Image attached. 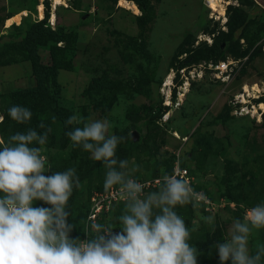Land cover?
<instances>
[{
    "label": "rangeland",
    "instance_id": "obj_1",
    "mask_svg": "<svg viewBox=\"0 0 264 264\" xmlns=\"http://www.w3.org/2000/svg\"><path fill=\"white\" fill-rule=\"evenodd\" d=\"M126 1L139 3L145 17L117 0H65L60 6L54 2L48 22L50 0H0V46L21 59L0 66V139L29 128L42 134L41 122L51 128L45 145L32 146L41 148L46 170L76 169L80 185L73 188L65 211L66 224L74 225L70 237L80 238L86 198L104 185L106 168L73 146L66 133L107 119L110 134L129 138L121 143L124 155L115 166L124 180L168 174L175 160L189 171V185L203 199L175 211L189 229L197 264H219L217 244L230 238L233 221L264 203V0H226L219 18L217 0ZM43 3L47 19L34 25L43 18ZM22 18L20 27L9 28ZM219 42L229 46L224 73L209 69L212 59L175 70L177 61ZM54 59L68 62L70 69L56 70L52 111L41 73ZM13 105L30 109L31 120L13 121L7 112ZM243 108L253 115H238ZM72 115L82 122L66 125ZM121 160L128 161L127 168L119 167ZM123 210L114 208L97 223L119 231L116 218ZM209 215L212 224L200 219ZM95 235L89 231V239ZM260 245L264 228L250 235V254Z\"/></svg>",
    "mask_w": 264,
    "mask_h": 264
},
{
    "label": "clouds",
    "instance_id": "obj_2",
    "mask_svg": "<svg viewBox=\"0 0 264 264\" xmlns=\"http://www.w3.org/2000/svg\"><path fill=\"white\" fill-rule=\"evenodd\" d=\"M7 112L19 124L32 118L31 110L19 105ZM3 120L0 115V123ZM81 122L78 115H72L65 124ZM38 127L44 129L42 134L29 128L9 135L6 141L0 139V264H197V250L188 243L189 229L175 208L203 199L202 194L173 174L163 177L159 191L141 198L144 185L131 178L124 182V173L115 170L116 149L124 137L109 133L107 119L83 123L66 135L73 146L103 162L106 191L119 185L127 192L123 214L116 218L119 231L111 224L93 223L94 238L70 237L74 225L66 224L65 208L80 180L75 168L52 172L49 166L46 170L41 148L32 145H45L51 128L43 122ZM119 167L127 168L128 161H119ZM200 219L214 223L212 215ZM262 228L264 203L248 208L242 220L233 221L230 238L217 244L219 264H260L264 245L251 255L249 237Z\"/></svg>",
    "mask_w": 264,
    "mask_h": 264
},
{
    "label": "trees",
    "instance_id": "obj_3",
    "mask_svg": "<svg viewBox=\"0 0 264 264\" xmlns=\"http://www.w3.org/2000/svg\"><path fill=\"white\" fill-rule=\"evenodd\" d=\"M56 1L57 0H50V4H49L50 5V12H49V20H48V22L49 21H53V19L51 18V15H52V13H53V11L55 9L54 2H56ZM117 1L119 2V1H122V0H117ZM135 5H136V8L141 12V18H144L145 15H146L145 9H143L139 5V3H137V2H135ZM43 7H44V10H45L44 14H43V18L41 20H37V22H35L34 25H40V24H42L43 21H45L47 19L48 13L46 11V9H47L46 3H43ZM22 20H23V18L21 19L19 24H13V25L9 26V28L10 27L11 28L20 27L21 24H22ZM212 42H214V41H212ZM214 46H215V48H213V49L211 48V46L210 47L202 46L199 50L193 51L190 54V56L184 58L181 61H177L178 64H177V68L175 70L178 71V69H182L185 66H189L191 64H195L198 61H207V60H210V59H212V62H213L214 65H216V64H218L220 62H224L225 59H226V52L229 49L228 48L229 46L227 44H225V43L222 44V42L216 43V45L214 44ZM175 57H174V60H176ZM20 61H21L20 58H16V57L12 56L11 54H9V52L7 50V46L5 44L0 46V66L8 64V63H11V62L17 63V62H20ZM36 69H37L36 62H33V71L35 72ZM58 69L68 70V69H70V64L68 62L62 63V62L56 61L54 59V60H52L51 66L50 67H45V69L41 73V74H45V76L47 78L45 80V83H43V86L46 88L47 94L50 93L51 97L48 96L47 99L49 100V107H50V109L52 111L56 110V107L54 105V100H53L52 97H54L56 95V93H57V86L55 85V82H54V76L56 75V70H58ZM32 91H34V89H29L27 91V93H31ZM263 101H264V99H263ZM0 109H1V107H0ZM123 137H124V140L121 143H125V142L129 141V138L127 136H123ZM121 143L118 144L117 149H116L117 161L120 160L122 158V156L124 155V151L122 150ZM183 168H185V167H183ZM156 175L157 174L155 173L151 177H154ZM103 186H101L100 188H98L95 191H100ZM88 196L86 198L85 205L83 207V211H82V215H81V217L83 219V222H84V218H85V209L87 208ZM121 206L124 207V205H119V206H116L115 208H119V207L121 208ZM80 229L82 230V225L80 226Z\"/></svg>",
    "mask_w": 264,
    "mask_h": 264
},
{
    "label": "built area",
    "instance_id": "obj_4",
    "mask_svg": "<svg viewBox=\"0 0 264 264\" xmlns=\"http://www.w3.org/2000/svg\"><path fill=\"white\" fill-rule=\"evenodd\" d=\"M211 44V40H208V45ZM230 65V62H220L213 67L209 65V69L216 71L218 73H224L226 68ZM242 109L237 111L238 115ZM258 118L260 114H257ZM178 160H175L171 166V171L168 174H157L154 177H149L147 179H135L144 185L142 189L141 198H145L150 192L159 189L163 183V177L165 175L175 174L178 179L186 180L190 182V174L186 168L180 167ZM130 178H126V182ZM132 179V178H131ZM127 198V192L122 190L119 185L114 186L109 190H105L104 186L100 191H92L87 199V208L85 209L84 218V231L80 237V240L89 239V231L92 230L91 225L97 223L101 218L107 216L111 211L119 205L125 204V199ZM91 228V229H90Z\"/></svg>",
    "mask_w": 264,
    "mask_h": 264
},
{
    "label": "bare ground",
    "instance_id": "obj_5",
    "mask_svg": "<svg viewBox=\"0 0 264 264\" xmlns=\"http://www.w3.org/2000/svg\"><path fill=\"white\" fill-rule=\"evenodd\" d=\"M63 1H65V0H57L56 1V6H60L61 5V3L63 2ZM218 1V6L215 8V14L217 15V17L219 18V17H222L223 16V5H225L226 4V0H217ZM121 6L122 7H127L131 12H134L135 14L137 13V10H136V6L133 4V3H131V2H128V1H126V0H122L121 1ZM208 41V40H207ZM200 77V76H199ZM170 78H171V74H169L168 76H167V79H166V87L169 85V81H170ZM186 85H189L187 82L185 83ZM253 88H255V87H253ZM257 88V87H256ZM185 90H186V87H185ZM169 91V90H168ZM242 91L245 93V92H247L248 91V87H242ZM170 96V95H169ZM181 94H179L178 95V101H180L181 100ZM241 102H243V100L241 101ZM253 113H254V111H249V110H247V109H245V108H243L242 110H241V112L239 113V115L240 116H245V115H247V116H252L253 115Z\"/></svg>",
    "mask_w": 264,
    "mask_h": 264
}]
</instances>
